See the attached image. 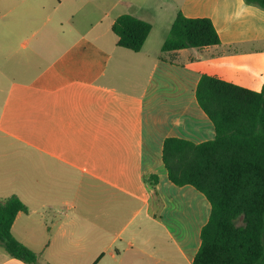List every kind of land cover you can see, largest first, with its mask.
<instances>
[{
    "label": "crops",
    "instance_id": "obj_1",
    "mask_svg": "<svg viewBox=\"0 0 264 264\" xmlns=\"http://www.w3.org/2000/svg\"><path fill=\"white\" fill-rule=\"evenodd\" d=\"M210 19L221 43L163 52L178 13ZM152 31L139 52L112 27ZM203 75L261 91L264 9L245 0H0V200L27 207L14 237L41 264H193L211 205L176 186L167 138L216 129ZM0 264H27L0 245Z\"/></svg>",
    "mask_w": 264,
    "mask_h": 264
},
{
    "label": "trees",
    "instance_id": "obj_2",
    "mask_svg": "<svg viewBox=\"0 0 264 264\" xmlns=\"http://www.w3.org/2000/svg\"><path fill=\"white\" fill-rule=\"evenodd\" d=\"M245 1L264 9V0ZM112 30L119 47L139 52L152 25L125 14L117 18ZM220 43L210 19L188 18L180 12L162 51ZM196 97L215 126L216 138L200 144L167 138L163 146L170 181L179 187H195L211 205L193 264H264V87L253 91L203 75ZM27 211L16 196L0 200V245L12 258L41 264L37 253L12 233L17 215Z\"/></svg>",
    "mask_w": 264,
    "mask_h": 264
}]
</instances>
